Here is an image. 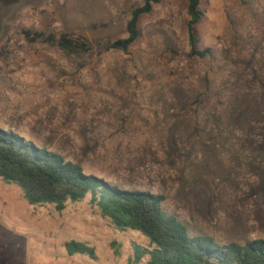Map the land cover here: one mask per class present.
Listing matches in <instances>:
<instances>
[{
  "label": "rangeland",
  "instance_id": "1",
  "mask_svg": "<svg viewBox=\"0 0 264 264\" xmlns=\"http://www.w3.org/2000/svg\"><path fill=\"white\" fill-rule=\"evenodd\" d=\"M142 2L0 0V130L111 186L163 196L191 237L264 240V0H203L202 58L189 49L187 0L156 5L127 53L107 51ZM23 29L92 50L66 55ZM70 242L95 257L69 256ZM133 245L148 240L115 229L90 196L58 212L0 178V264H133Z\"/></svg>",
  "mask_w": 264,
  "mask_h": 264
},
{
  "label": "trees",
  "instance_id": "2",
  "mask_svg": "<svg viewBox=\"0 0 264 264\" xmlns=\"http://www.w3.org/2000/svg\"><path fill=\"white\" fill-rule=\"evenodd\" d=\"M163 1L143 0L135 7L126 26L127 36L109 42L107 51L127 53L140 37V18L151 14ZM202 1L187 0L186 9L189 49L192 56L201 58L205 53L199 52L196 45L199 42L197 26L205 16ZM21 33L30 44L41 42L59 48L66 55L88 54L92 50L88 40L69 33L56 36L26 29ZM0 178L19 186L29 205H52L58 212L63 211L68 202L76 203L90 196V205L115 229L136 231L148 240L146 246L133 245L134 263L146 257L147 264H264V240L219 245L210 237H191L175 215L162 210L163 196L111 186L85 175L79 165L1 130ZM65 247L69 256L95 257V250L84 244L70 242Z\"/></svg>",
  "mask_w": 264,
  "mask_h": 264
}]
</instances>
